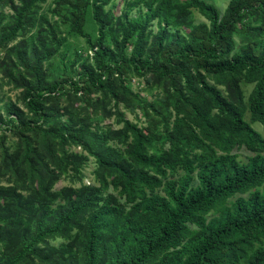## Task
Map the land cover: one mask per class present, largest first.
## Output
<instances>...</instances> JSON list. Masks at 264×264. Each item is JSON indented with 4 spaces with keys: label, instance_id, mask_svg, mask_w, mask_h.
<instances>
[{
    "label": "trees",
    "instance_id": "trees-1",
    "mask_svg": "<svg viewBox=\"0 0 264 264\" xmlns=\"http://www.w3.org/2000/svg\"><path fill=\"white\" fill-rule=\"evenodd\" d=\"M117 5L0 0V264H264V0Z\"/></svg>",
    "mask_w": 264,
    "mask_h": 264
},
{
    "label": "rangeland",
    "instance_id": "rangeland-1",
    "mask_svg": "<svg viewBox=\"0 0 264 264\" xmlns=\"http://www.w3.org/2000/svg\"><path fill=\"white\" fill-rule=\"evenodd\" d=\"M205 2L209 3V4H212L214 5L219 11L220 13H222L224 11V9L226 8L227 6V3L229 2V0H204ZM115 2L118 4L117 7H116V11H118L121 7H122V0H115ZM50 3V0H47V4ZM46 6V5H45ZM204 21V19L202 17H200L197 13L195 14V23H199V22H202ZM136 83V81L134 82ZM10 94V97L11 99H15V95L14 93H9ZM126 117L130 120H132L131 118V115L129 114H126ZM252 127L257 130L258 132H261L262 133V129H261V126L259 124H253ZM246 154L245 153H240V159L243 160L244 159V156ZM94 168V164H93V161L90 160V162L88 163V166L85 168L84 170V174H85V180H84V183H92V175H91V171L93 170ZM67 184L66 181H62L60 182L59 184H57V188H60L62 186H65Z\"/></svg>",
    "mask_w": 264,
    "mask_h": 264
}]
</instances>
